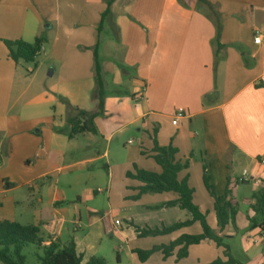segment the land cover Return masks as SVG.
I'll use <instances>...</instances> for the list:
<instances>
[{
  "label": "crops",
  "instance_id": "obj_1",
  "mask_svg": "<svg viewBox=\"0 0 264 264\" xmlns=\"http://www.w3.org/2000/svg\"><path fill=\"white\" fill-rule=\"evenodd\" d=\"M108 8L111 17L103 20ZM106 29L111 33L107 34L109 49L106 64L100 65L101 77L111 75L113 85L124 88L116 89V94L129 95L131 102L121 97L105 98L103 114L110 112L109 103L114 104L116 110L131 117L115 134L128 126L143 133L128 170L133 167L135 172L147 157L155 162V137L160 147L172 144L178 150L177 160L190 163L179 179L188 180L194 203L224 242V246L212 240L192 245L182 259H178L182 248L178 246L168 258L163 251H156L141 261L135 250L166 247L183 235H199L203 230L196 222L169 235L141 236L144 229L188 222L192 215L179 207H166L178 200L175 193L139 195L143 183L126 174L134 181L127 188L132 190L129 199L135 202L128 204L126 229L117 231L127 247L125 251L119 247L117 264H122L124 253L130 264H210L218 258L227 262L228 256L242 264H264V231L260 227L250 229V219L256 215L255 195L264 187V165L260 163L264 158V0H0V221L38 225L45 244L51 240L65 244L74 239L78 252L83 253L78 231L84 218L78 205H63L66 194L58 189L53 176L64 167H58L53 158L62 162L68 154L77 157L87 152L80 138H87L91 144L86 148H92L98 136L91 132L74 137L62 133L46 107L52 94L68 102L66 119L70 124L71 108L93 113L99 104L92 110L75 103L72 91L63 93L56 87L41 90V109H36V97L31 100L29 114L15 113L32 88L20 69L22 61L17 64L9 57L5 41L33 43L43 38L42 52L60 66L50 70L52 76L59 73V85L76 89L94 79L95 52H99L101 32ZM257 32L260 42L255 41ZM178 108H183L186 116L174 126ZM60 117L63 123L64 115ZM35 131L36 135L44 133V143L40 144ZM107 154L108 150L104 156ZM34 155L35 166L41 168L36 175ZM204 162L218 195L225 193L229 181L235 186L237 230L231 224L224 230L218 227L215 201L205 188ZM241 167L249 172V181L237 174ZM150 172L160 173L161 169L156 163ZM44 178L49 180L37 189L36 200L32 181ZM146 198L156 202L143 208L158 209V219L152 224L148 212L141 213L147 217L144 227L135 226L141 215L131 207L138 202L148 204ZM67 223L74 226L72 232Z\"/></svg>",
  "mask_w": 264,
  "mask_h": 264
},
{
  "label": "rangeland",
  "instance_id": "obj_2",
  "mask_svg": "<svg viewBox=\"0 0 264 264\" xmlns=\"http://www.w3.org/2000/svg\"><path fill=\"white\" fill-rule=\"evenodd\" d=\"M106 30L101 32V44L98 49L99 52L97 53L100 65L106 64V53L107 49H109L107 45V34L111 33V31ZM45 49L49 50L48 46ZM47 54L48 53L45 55L44 52L41 51L35 62H21L20 69L23 75L28 78L27 83L31 84L32 92L24 98L21 105L17 106L14 112L20 115L29 114L33 107L31 100L36 97V109H41L42 106L40 105L42 104H38L41 90L55 89L56 87L63 93L72 91L73 93L70 95H73L72 97L75 103L78 102L77 104H82L94 110L99 104V86L96 77H94L93 80H87L78 86L76 85V89L71 87V85L61 86L58 84L59 73L55 77L49 76V72L53 70V67L59 70L60 66L58 64V66L55 65L53 61L48 58ZM102 79L105 81L106 85L104 99H116L121 97L131 102L129 95L116 94V89L124 90V88L115 87L111 75H105ZM49 96V105L46 107L47 112L56 117V123L61 126L60 131L62 133L69 132V134H71L72 129L66 119L70 104L68 102H61L60 98L54 96V94ZM79 99L82 101H79ZM108 107L110 108L109 113L105 115L101 114L94 120L93 126L98 136L95 141V147L93 145L92 148H86L91 142H89L87 138H80L82 143L81 146H84L87 152L77 155V157L76 155L72 157L71 154H68V159L62 162L57 159L56 156L53 158V155V160L59 163L58 167H64V170L56 173L53 179L57 181L58 189H61L66 194V202H64L63 205L70 208H73V205H78L77 207L82 212L84 219L78 231L79 250L85 253L88 259H90V257H104L106 259V264H117L119 247L122 245L124 251L127 248L126 243L118 238L117 231L126 229V222L129 221L126 210L130 208L128 204L135 202L129 199L132 190L127 188V186L129 187V184L134 183V181L127 178L126 174L129 171L128 168L133 165L132 159L134 157V152L140 146L143 133H138L134 126H128L124 131L115 134L121 126L131 120V117L125 112L122 113L116 110L114 104L109 103ZM44 108L43 106V110ZM61 115H64V124L61 123ZM111 136L112 138L109 140ZM36 137L40 140V144L44 143V133L36 135ZM130 140L133 141L132 145H129ZM107 150L108 154L104 156ZM36 158V155H34V175L39 173L41 169L35 166ZM88 159L96 160L93 162L85 161ZM54 166L55 164L53 167ZM137 166V169H146L148 171L156 169V163L148 157L144 158L141 164ZM129 172L135 173L133 167ZM248 173L249 172H245L242 167L237 171L238 175L249 178L250 174ZM47 180H49V178L32 181V187L35 188V193L32 192L34 199L37 200L39 198L37 189H42V187L45 186L44 182H47ZM136 182L138 181L136 180ZM156 195L158 194H148L149 197H155ZM146 200L147 198L144 199V201ZM147 201H149L148 204L138 202L133 204L131 208L137 215L148 212L147 214L150 215L148 220L153 222L155 219H158L155 218V216H157L159 211L155 208L149 209L148 211L145 210L144 208L146 205L150 206V204H153L151 202H156L155 200H151V198ZM145 218L147 217L141 215L136 219L134 225L144 227L143 219ZM117 221H119L122 228L116 224ZM152 224H154V222ZM66 227L70 228L71 232L74 229V226L70 223H67ZM165 227L167 228L170 226L165 225ZM160 228L162 227L159 226V229ZM112 233L114 234L113 236ZM23 253L27 258L26 264H39L37 255L42 254V252L38 250L36 246L29 244L24 249ZM123 258L122 264H130L131 259L125 253ZM0 264L2 263L0 262Z\"/></svg>",
  "mask_w": 264,
  "mask_h": 264
},
{
  "label": "trees",
  "instance_id": "obj_3",
  "mask_svg": "<svg viewBox=\"0 0 264 264\" xmlns=\"http://www.w3.org/2000/svg\"><path fill=\"white\" fill-rule=\"evenodd\" d=\"M111 17L110 9L103 13V20ZM221 26H219V33ZM45 43L43 38H37L33 43L25 41H5V45L9 50V57L15 62H35L37 56L41 53ZM95 77L98 82V98L99 106L96 112L71 108L69 122L71 124L72 137L84 133H95L94 120L99 115L103 114L105 99L103 90V81L100 74V63L98 54L95 52ZM155 146L153 148L152 158L161 169L160 173L150 172L148 170H140L135 168V173H127L131 179L139 180L143 185L139 189V195L143 194H160V193H175L178 195V200L169 204L166 207H179L192 215V220L188 222H178L170 227H162L160 229H144L141 231V236H159L169 235L183 227L191 226L196 222H200L203 232L194 236H181L178 240L171 243L169 246L154 247L149 251L135 250L141 261H147L156 251H163L165 258L172 255L176 247L182 246L178 253V259L186 258L188 248L192 245L201 243L202 241L212 240L218 246H224L223 238L218 236L207 223L205 215L199 210L194 203V190L188 185L186 178L180 180L179 174L190 166L189 161H178L176 156L178 150L171 144L170 146L160 147L155 137ZM3 161V156L0 153V165ZM208 164L204 162V182L205 188L215 201L214 211L218 220V227L222 230L226 226L232 225L236 230L237 202L235 200V186L229 181L226 186L225 193L218 195L214 185L211 183L208 175ZM256 206H254L255 217L250 219V229L260 227L264 231V187L255 195ZM36 246L42 254L37 255L39 264H106L105 258L92 257L89 260L85 259L83 253H79L74 239L68 240L67 243L61 244L51 240L48 244L44 243L40 236V227L38 225H21L9 221H0V262L3 264H26L27 258L24 255V249L29 245ZM228 256V254H227ZM229 260L224 262L222 258H218L210 264H242L228 256Z\"/></svg>",
  "mask_w": 264,
  "mask_h": 264
},
{
  "label": "built area",
  "instance_id": "obj_4",
  "mask_svg": "<svg viewBox=\"0 0 264 264\" xmlns=\"http://www.w3.org/2000/svg\"><path fill=\"white\" fill-rule=\"evenodd\" d=\"M255 41L256 42H260L261 41V35H260V32H257L256 33V35H255ZM138 99H141V96H138ZM186 116V113H185V111H184V109L183 108H178L177 110H176V112H175V114H174V117H173V125L174 126H177L178 124H179V121L182 119V118H184ZM130 143H132V142H130ZM260 163L262 164V165H264V158H262L261 160H260ZM250 180V178H248V177H246L245 179H244V181H249ZM116 224L118 225L119 224V221H117L116 222Z\"/></svg>",
  "mask_w": 264,
  "mask_h": 264
},
{
  "label": "water",
  "instance_id": "obj_5",
  "mask_svg": "<svg viewBox=\"0 0 264 264\" xmlns=\"http://www.w3.org/2000/svg\"><path fill=\"white\" fill-rule=\"evenodd\" d=\"M52 74H53V71H50V72H49V76H52Z\"/></svg>",
  "mask_w": 264,
  "mask_h": 264
}]
</instances>
